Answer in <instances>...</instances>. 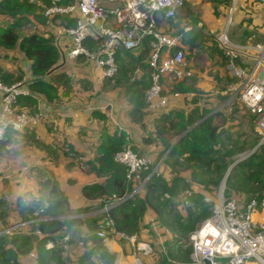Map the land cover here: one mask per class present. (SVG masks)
<instances>
[{
  "label": "crops",
  "instance_id": "0c3cea01",
  "mask_svg": "<svg viewBox=\"0 0 264 264\" xmlns=\"http://www.w3.org/2000/svg\"><path fill=\"white\" fill-rule=\"evenodd\" d=\"M46 1L36 0L42 9L46 6L45 4L48 2ZM124 1L103 0L107 6ZM209 1L186 0L185 6L177 16L183 12H185V16H189L195 10L202 12L203 10L200 8L206 5L213 11V4L210 5ZM218 1L221 2L222 0ZM72 2L73 0H67L66 3ZM229 2L231 0H228ZM244 4L251 5L240 2L235 9L236 12ZM252 6L261 10L260 6ZM220 9H223V6H220ZM77 15L78 12L75 11L69 15H57L50 21L46 19L45 23L36 21L39 32L44 33L45 36L53 35L59 46L60 58L55 65L58 67L47 75V80L55 87V90H49V96L45 94L27 96L31 97L32 100L21 97L16 104V111H28L32 114L41 113L43 119L40 124L23 131H8L4 138L0 139V231L8 228L7 232H10L12 229L25 227L20 222L25 221L27 223L34 219V221L39 220L35 205L40 204L38 202H41L44 191L51 190L53 184L45 183V180L52 177L50 179L56 181L58 196L66 199V207L61 205L57 211L52 210L54 212L51 213L56 212L57 214H54L56 216H41L40 219L57 218L63 221L80 218L84 223L80 230L74 227L71 234H67L63 238V240L66 238L67 242L68 237H71V241L66 244V248L61 252L62 255L66 249V261L69 260L68 247L73 243L75 237L78 236L79 242H81L80 239L89 234L86 221L97 218L99 227L102 223L105 224L107 218L106 205L102 206L97 199H86L81 192L84 185L102 181V178L97 177L93 172L91 161L97 154V146L103 132L110 134L123 132L129 144L133 145L136 150L145 153L152 162L156 161V156H159L163 150L161 140L155 139V125L173 112L183 113L185 117L190 113L198 117L203 114L202 118L194 120L191 128L200 121L219 114V116L226 117L225 127L230 129L235 126L238 129L237 126L241 127L243 124L244 118L241 116L244 115L246 120L252 123L250 128L255 133L254 117L244 109L238 108L242 111H238L232 120L229 117L230 109H234L230 107L231 91L238 87V83L228 73L222 51L214 43L216 41L214 34L216 29L214 28H218L219 22L223 19L222 16H219L218 19H212L210 26L208 23L206 24L207 28L203 31L207 33L210 28L208 37L190 23L182 25L189 27L184 34L190 40V46L186 45L188 41L182 42L186 61L184 77L180 80L166 77L163 80V87L164 95L169 99L167 106L157 112L145 106L142 120L135 122L130 116V110L134 106L132 101L134 88L132 85L146 79L149 81L148 68L142 67V63L147 65V58L139 62L138 57L142 44L134 50L119 49L120 58L117 63L119 64L120 60L124 63L128 69L126 76H120L118 70L116 78H104L101 70L83 56H79L76 60H70L67 56L72 43L71 38L64 32V28L70 26L71 20L75 19ZM31 16L29 18L33 17ZM260 16L263 21L264 15L261 13ZM5 19L0 16V20L4 21ZM161 30L164 29L161 28ZM197 31L202 38L191 40ZM260 31L263 32L264 27L260 26ZM202 39H204L203 43ZM124 50L129 54L125 55L122 52ZM0 66L9 72L20 71L22 73L21 82L30 90L29 83L34 80L31 62L17 48L12 50L0 49ZM175 93L178 95L174 96ZM2 94L3 92L0 90V101ZM148 136L153 139V142L145 141L144 138ZM46 172L52 175L45 176L41 180L40 175H45ZM180 174L189 180L190 173L180 172ZM163 177L167 182L171 181L170 176L165 177L163 175ZM40 184H43L42 186L47 189L40 191ZM200 189L196 185L192 186V190L195 192ZM49 195L54 199L57 198L50 192ZM82 208H87V210L82 212ZM156 218L155 214L148 210L141 222L140 232L132 236H124L117 232L108 233L107 237L103 239L98 237L95 231V235L102 241L87 242L86 244H91L89 251L81 253L76 264H89L87 261L89 255L96 252L102 257L105 251L114 255V263L112 262V264H132L136 257L143 259L146 264L156 255L154 253L156 247H162L168 241L167 239L162 245H152V238H155L153 224L155 221L158 223ZM158 224L160 225V223ZM39 234L40 232L36 235ZM143 242L151 244L153 248L151 255H145L142 251H138V253L135 251L136 244ZM81 244L83 243L81 242ZM55 245L54 241H48L45 248L52 250ZM164 251L165 249H163ZM29 254L31 257L35 255L33 263L35 264L36 251L32 250ZM25 259L27 258L25 257ZM28 259V264H31L33 260ZM24 261L22 260L23 263L26 262Z\"/></svg>",
  "mask_w": 264,
  "mask_h": 264
},
{
  "label": "trees",
  "instance_id": "16d2710c",
  "mask_svg": "<svg viewBox=\"0 0 264 264\" xmlns=\"http://www.w3.org/2000/svg\"><path fill=\"white\" fill-rule=\"evenodd\" d=\"M47 1L46 6L50 3L49 0ZM66 2L67 0H63V3ZM44 8L42 9L36 0H0V16L8 19L7 25H0V49L12 50L17 48L26 59L30 60L34 76V80L29 83L31 93L33 95L45 94L49 96V90L53 91L55 87L47 80V75L60 58L59 46L51 34L48 36L36 32L18 34L23 20L28 21V15H32L36 21L41 23L42 19L45 18L43 15ZM74 24L75 19H72L70 26ZM201 38L200 33L197 31L193 34L191 40H200ZM148 39H144L139 50V62L142 59H148ZM183 41H190L186 38V34L183 36ZM85 44L89 49H93L97 47L98 42L88 38ZM122 52L125 55L129 54L125 50ZM119 58L118 53L116 62L119 61ZM142 67L147 69L148 65L142 63ZM118 70L120 76L127 75L128 69L121 60L118 64ZM21 79L22 73L20 71L9 72L0 66V82L4 85H13L20 82ZM150 85L151 82L147 79L132 85L134 88L132 96L134 106L130 110V116L135 122L142 120L143 108L146 106L145 95ZM23 99L30 100L31 97ZM193 113L195 114V112ZM202 116L203 114L198 117L190 113L185 117L183 113L173 112V114H168L166 118L155 125L154 134L155 139L158 140L174 134L177 125L180 126L179 132L184 134H181V138L172 147H167L168 152L165 151L167 152V158L172 160L173 165L183 162L188 166H192L191 181L186 180L185 177L176 172H174L175 175L170 182H167L162 175L151 176L143 185L142 190L135 194H133V191L139 185V181L129 180L126 166L116 162L114 156L126 147H130L136 153V148L129 144L123 132L113 134L103 132L97 146V154L91 161L93 172L97 177L102 178V181L84 185L81 192L86 199H97L102 206L109 207L106 211V217L112 221L116 232L126 236L138 234L141 222L148 210L155 214L160 226L165 228V224L170 226L166 215L167 213H173V207L176 205L175 198H178L182 192L184 193L183 203L186 206V216L183 217L180 213H176L173 215V222L171 223V226L177 232L188 234L202 220L211 215L210 205L204 202L203 193H211L224 178L229 165L233 162V158L250 146L246 143V134H236L230 130L231 128L225 127L226 117L219 116V114L200 121L192 129L186 131L195 119H200ZM144 139L146 142H153V139L149 136ZM145 176L142 175L141 178L143 179ZM45 183L53 184L50 191L51 194L57 197L53 203L55 206L53 209L57 210L61 205L66 207V199L58 196L59 191L56 183H52L49 179L45 180ZM193 185L201 188L203 193L194 191L187 195L186 191H190ZM225 193L227 196L234 193H244L248 197L264 196V143L260 144L248 156L236 162L231 168L226 178ZM119 199H123V201L110 206ZM85 210L87 208L81 209L82 212ZM86 222L89 234L81 238L82 243L86 244L89 241L101 242L102 239L95 235L99 220L95 218ZM83 224L80 218L63 221L57 218L39 219L30 226L31 232L38 231L40 232L39 235L32 233L30 236L29 231L26 235L20 232L18 235L13 236L11 240L5 234L0 235V256L17 255L18 252L28 254L35 250L37 254L35 264H50L52 259L62 257L63 248L60 246L63 243L64 236L71 234L74 227L80 230ZM70 238L68 237L65 244H69ZM48 241L55 242L54 249L46 250L45 244ZM6 245L10 247L6 248ZM181 251L184 252V258L180 256V254H183L179 253ZM189 255L190 251L182 249L180 239H177L172 246H168L164 252L162 251L161 263L169 264V261L173 259H181L184 262L189 259ZM101 258L109 260L111 264L114 255L109 251H105Z\"/></svg>",
  "mask_w": 264,
  "mask_h": 264
},
{
  "label": "built area",
  "instance_id": "2783aa9c",
  "mask_svg": "<svg viewBox=\"0 0 264 264\" xmlns=\"http://www.w3.org/2000/svg\"><path fill=\"white\" fill-rule=\"evenodd\" d=\"M49 1L43 10L48 21L57 15L78 12L75 24L64 28L72 43L68 58L76 60L83 56L101 70L104 78H112L118 73L116 55L119 49L134 50L145 38H149L147 65L151 85L145 95L146 106L154 112L167 106L169 99L164 95L163 80L166 77L175 80L184 77L186 61L182 42L189 27L171 32L161 30L159 23L175 18L186 0H125L112 6H107L103 0H73L72 3ZM240 2L257 5L264 10V0H231L229 21ZM88 38L97 41V47L89 49L85 44ZM217 43L228 73L238 83L231 99L234 105L237 102L254 117V130L259 137L257 148L264 143V41L237 43L228 37L225 29L218 34ZM0 90L3 92L0 101V139L7 131L20 132L41 123V113L17 112L15 109L21 97L33 95L23 82L10 86L0 82ZM114 160L126 166L129 180L141 183L133 194L141 191L151 176H159L162 166V160L153 163L129 147L117 152ZM142 175L147 177L142 179ZM226 178L227 175L212 193L198 190L203 193L204 202L210 205L211 215L188 234L191 261L187 264H205V260L210 264H264V196L248 197L244 193L227 196ZM192 192L191 189L186 194ZM121 201L123 199L110 206ZM108 208L105 206L106 211ZM108 233L117 232L112 221L106 219L105 224L102 223L96 230V235L105 239ZM153 233L155 238H152V245H162L170 238L168 229L156 221ZM135 251L151 255L153 248L150 243L143 242L136 244ZM132 264L145 263L136 257ZM146 264L157 263L151 260ZM169 264L181 263L170 260Z\"/></svg>",
  "mask_w": 264,
  "mask_h": 264
},
{
  "label": "rangeland",
  "instance_id": "374dc122",
  "mask_svg": "<svg viewBox=\"0 0 264 264\" xmlns=\"http://www.w3.org/2000/svg\"><path fill=\"white\" fill-rule=\"evenodd\" d=\"M209 2H210V5H211V3L213 4V11H211V9L209 7H207V5H206V6H203L202 8H200L201 10H203L202 12H199L200 10H195V11H193V14H191L189 16H185V12H183L182 14H180L179 16H177L174 19H167V20L160 21L159 27L164 29V30H167V31H172V32L174 31L175 32V31H179L183 27L182 25H184V24L188 25V23H190V25L195 27V29H200L201 31H203L207 28V26H206L207 23L209 26L211 25L212 19H218L219 16H222L223 19L221 22H219L220 24H219V26H217L218 28H214V29H216V33H214L216 41H214V43H216L217 45H218L217 36L221 31H223L225 29H227L228 37L232 41L237 42V43H242V44H245L246 42L260 43V42L264 41V31L259 32L260 26L264 27V20L262 21V17L260 16L261 13L264 15V10H262V9L258 10L257 8H255L252 5L244 4V6H240L237 9V12L235 10L232 13L231 20L229 21V17H230L229 10H230L231 2L228 3V0H222L221 1L222 3L219 2L218 0L217 1L210 0ZM225 2H227V4H225ZM220 6H223V9H220ZM29 16L30 15H28V18H29ZM29 19H30V21H29ZM29 19H28V21L23 20L22 25L19 27L18 34L23 35L24 33H30V32L40 33L39 29L36 27V25H37L36 20L33 17L29 18ZM42 20H43L42 22L45 23L46 19L44 18ZM7 23H8V19H5L4 21L0 20V24H2V25H7ZM208 31H211L210 28L207 30V33L205 31H203L205 33V35H207V37L209 36ZM212 31L215 32L214 30H212ZM203 36H204V34H203ZM203 42H204V39H202V43ZM186 45L190 46V42L188 41ZM116 77H117V74L114 76V78H116ZM232 82H234V81H232ZM236 83H237V81H236ZM231 93L233 94L234 90H232ZM230 107L235 109V110L230 109L229 117H230V120H232L233 118H235V114L238 111H242V110H239L242 108L239 105H237V102L234 105V102L232 101V99L230 100ZM231 110H232V112H231ZM241 117L244 118L242 126L241 127L237 126L238 129H236L235 126L234 127L232 126L231 130L236 134H240V135L246 134L247 145H249L250 147L252 146V144H254V145L251 148L248 147V149L237 154L233 158V162L229 165L225 176L226 175L228 176V174L230 173L233 163L238 162L240 159H243L246 156H248L252 152V150H254L256 148V146L258 145V142H259V137L250 128L252 126V123L249 120H246V116L242 115ZM175 120L177 121V119H175ZM190 128H191V126L186 131L190 130ZM179 130H180V126L177 125L176 131L174 134H170L165 139H161V144H162L161 148L163 147V150L159 153L160 154L159 156H156V161H155V162H157L160 159L162 160V166L160 167L159 175H162V176L164 175L165 177L170 176L171 179L175 175L174 172L179 173V174H180V172L191 173V169H192L191 165L188 166L187 164H185L183 162L173 165L172 160H170L166 156V151L169 150V149H167V147H172L181 138V136L184 134L183 132H179ZM135 151L138 155L143 156V157H147L145 153L140 152L138 150H135ZM50 175H52V174H50L49 172H46L45 175L44 174L40 175V178L42 180L43 177H45V176L49 177ZM50 178H52V177H50ZM50 178H48V179L52 183L56 182ZM188 178H189V181H191L190 175L188 176ZM131 181H136V180L131 179ZM140 184L141 183H139V185ZM42 185L40 184V191H44V189L46 188L45 186H42ZM138 186H136L135 189ZM217 187H215V188H217ZM215 188L213 189V191L215 190ZM48 191L51 193L50 190H48ZM48 191L46 190L42 193L41 202H38V203H40L39 205L34 204L35 208H36L35 211L38 213L39 219L41 216H51L52 215L51 212L58 210V209L57 210L53 209L55 207L53 205V203L56 199L52 198L51 195H49ZM183 194L184 193L182 192L178 198L177 197L175 198V204L176 205L173 207V213L172 214L167 213V215H166L170 226L163 223V224H165L166 228L168 229V231L170 233V238H168V241L166 240L167 242L162 247L157 246L156 247L157 249L154 250V253L156 255H154L153 258H151V260H154L157 264H162L161 263V259H162L161 253H162L163 249H166L168 246H172L173 243L175 242V240H177V239H180V242L182 244V249L188 250L191 252V246H190V243L188 241V234L189 233L188 234L179 233L171 226V223L173 222V215H175L176 213H178V214L180 213L183 217L186 216V206L183 203V200H184ZM52 210H54V211H52ZM55 213H53V214H55ZM63 215L66 216V214H63ZM65 216H63V217H65ZM34 220H31L30 222H27V223L25 221H23L24 223L20 222L21 225L24 224L25 227L20 228V229L16 228V229H18L17 231H12V230H16V229H12L11 230L12 232L11 231L7 232L8 228H5V229L1 230L4 232L0 231V235L5 234L8 237V239L11 240L13 238V236L18 235V233L21 232L22 234L26 235V234H28V231H29V233H30L29 235L31 236L33 231L31 232L30 226L33 222H35ZM103 221H105V220H103ZM37 233L38 232L34 231L33 234H37ZM81 236H82V234H81ZM80 241L82 242L81 239H80ZM81 242H79L78 236H76L73 243L71 245H69V247H68L69 248V255H68L69 260L66 261V249H65L63 254H62V257L59 260H54V261L51 260L52 263H50V264H76V261L79 259L80 254L83 252L87 253L89 251V247L91 246V244H85L84 245V244H81ZM65 243H66V238L63 240V243L61 245L63 247V249L66 248ZM4 247H5V244H4ZM9 247H10L9 245H6V248H9ZM53 248H55V247H53ZM179 253H183V254H180V256H182V258H184L183 257L184 252L181 251ZM33 256L34 257H31L30 254L28 255V254H24L21 252H18L17 255L7 254L5 257L0 256V264H20V263L22 264L23 263L22 260L26 261V262L24 261L25 263H23V264H28V262H29L28 258H31L33 260V261L30 260L31 264H33L35 255H33ZM25 257L27 259H25ZM87 259H88L87 261H89V264H97V261H99V264L100 263L101 264H110L109 260L101 259V254L99 256L96 252L89 255ZM172 261L177 262V263H181V264H187L191 261V256L189 255V259L187 261H184V262L181 259H173Z\"/></svg>",
  "mask_w": 264,
  "mask_h": 264
},
{
  "label": "water",
  "instance_id": "95a60500",
  "mask_svg": "<svg viewBox=\"0 0 264 264\" xmlns=\"http://www.w3.org/2000/svg\"><path fill=\"white\" fill-rule=\"evenodd\" d=\"M57 67H58V66H56V67H54L53 69H51V70L49 71V73L52 72V71H54ZM235 164H236V162L233 163L232 167H233ZM204 263H205V264H210V261L205 260Z\"/></svg>",
  "mask_w": 264,
  "mask_h": 264
}]
</instances>
